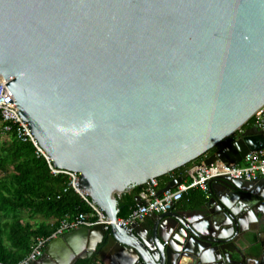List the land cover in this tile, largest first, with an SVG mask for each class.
Wrapping results in <instances>:
<instances>
[{
	"label": "water",
	"instance_id": "95a60500",
	"mask_svg": "<svg viewBox=\"0 0 264 264\" xmlns=\"http://www.w3.org/2000/svg\"><path fill=\"white\" fill-rule=\"evenodd\" d=\"M0 80L54 166L80 174L79 191L116 221L123 195L151 179L220 146L206 165L264 149V132L237 135L264 107V0H0ZM262 190L222 179L204 223L172 212L151 236L80 228L35 264H237L238 212L264 215ZM248 247L264 260L262 242Z\"/></svg>",
	"mask_w": 264,
	"mask_h": 264
},
{
	"label": "trees",
	"instance_id": "16d2710c",
	"mask_svg": "<svg viewBox=\"0 0 264 264\" xmlns=\"http://www.w3.org/2000/svg\"><path fill=\"white\" fill-rule=\"evenodd\" d=\"M251 128L252 119L243 130L247 132ZM228 142L230 139L224 144ZM206 155L194 162H201ZM70 184L65 175L54 176L48 163L35 155L32 145L20 142L15 131L6 133L0 117V222L4 216L11 220L4 226L6 237L0 233V263H20L29 255L37 238H48L67 218L91 212L87 202ZM143 188L135 187L123 195L119 219L129 217ZM196 193L192 192L193 196ZM198 193L195 196L197 205L206 200L204 194ZM35 215H41L43 222H33ZM49 221H53L52 224ZM77 264L100 263L90 258Z\"/></svg>",
	"mask_w": 264,
	"mask_h": 264
},
{
	"label": "built area",
	"instance_id": "2783aa9c",
	"mask_svg": "<svg viewBox=\"0 0 264 264\" xmlns=\"http://www.w3.org/2000/svg\"><path fill=\"white\" fill-rule=\"evenodd\" d=\"M11 101H15L11 91L6 86L4 80H0V117L4 125V131L6 133L15 131L20 142L32 145L35 155L38 158H43L48 163L52 174L54 176H67L71 181L70 186L91 208L89 214H80L72 219L67 218L64 220L57 231L48 238H37L31 247L29 255L18 264H35L44 257L46 249L52 241L77 229L93 228L104 224L107 231L111 225H117L129 232H133L150 217L174 212L177 204L192 190H201L209 199L212 183L219 182L222 179L229 178L230 180L246 183H255L264 179V149L249 153L243 163L239 165L221 162L211 165H206L205 163L198 164L193 168V179L191 182L182 183L176 189L160 194L159 179H151L143 186L144 188L139 196V199L143 203H138L128 218L116 221L106 220L103 211L77 188V179H81V175L72 171L60 170L54 166L50 156L41 147L29 128V123L23 121L19 110L10 103ZM252 124L254 129L264 132V107L252 117ZM244 133L246 131L242 128L237 134L242 135Z\"/></svg>",
	"mask_w": 264,
	"mask_h": 264
},
{
	"label": "crops",
	"instance_id": "0c3cea01",
	"mask_svg": "<svg viewBox=\"0 0 264 264\" xmlns=\"http://www.w3.org/2000/svg\"><path fill=\"white\" fill-rule=\"evenodd\" d=\"M251 130L254 131L255 129L251 128ZM251 130H249V131H251ZM211 155L212 154L206 155L203 158V160L199 163H195L196 161L190 163L189 165L183 167L182 168L183 170L181 169L182 171L177 170L170 175L159 178L160 179L159 180L160 191L162 189L166 188L172 180L180 178V177H183L182 183L191 182L193 179V174H192L193 168L198 164L205 163V161ZM262 181H264V179H262ZM215 183H218V182H215ZM174 189H176V188H174ZM198 191L201 192L202 194H204V192H202L201 190H198V189L192 190L193 193H195V192H197V193L194 196H193L192 192H190L191 194H187L184 197V199L180 203L177 204V206L174 210V213L182 214L183 216H187V217H193L192 219H197L196 221H199V222L208 221L207 218L210 216V214H209L210 210L207 208L208 202L210 201V199L213 198V196L214 197L216 196V200L218 202L217 204H219L220 201H219V198L217 197V195H220L221 197H223L226 193L223 192V190L220 188V186L218 184L213 185L211 191H213L214 195L213 196L210 195V198L208 199L207 196L204 194V196L206 197V200L201 202L199 205H197V200L195 199V196L199 194ZM262 191H264V190H262ZM137 204H138V201H137ZM219 205H221V204H219ZM242 205H243V207H240V210L238 213L240 215L239 216L240 219L243 220L246 225L242 229L241 233L246 236L245 238L248 239V241H245V243H243V242L240 243V246H239L240 249H235V251L233 252V258L235 261L238 262L237 264H264V260H261L262 253H258L256 251H254L255 249L252 250V249H250V247H248V244L250 246L251 243H256V242L257 243L262 242L264 244V215L261 214V211H259L256 208L255 209L251 208V206H249L247 208L246 204H242ZM212 209L217 212V215H219V212L217 211L218 205H212ZM252 210L254 212H252ZM219 218L222 219L220 216H219ZM224 219L225 218H223V220ZM155 220H156V218H154V217L148 218L143 224H141L139 226V229H140L139 232L143 236H146L147 232H150L149 236L153 235V232L155 231L156 227H158L157 224L155 223ZM208 224H209L208 222H205V226L208 227ZM218 227H219V220L218 221L216 219L212 220L211 228L214 229L215 232H217ZM167 230L170 231L171 229H170V227L167 228V226H165V228L163 229V232H167ZM97 255L94 254V256L92 258H94L98 263H100V264H111L110 260L107 257L104 258L105 259L104 261H101L98 259ZM242 257H245V258L243 259Z\"/></svg>",
	"mask_w": 264,
	"mask_h": 264
},
{
	"label": "rangeland",
	"instance_id": "374dc122",
	"mask_svg": "<svg viewBox=\"0 0 264 264\" xmlns=\"http://www.w3.org/2000/svg\"><path fill=\"white\" fill-rule=\"evenodd\" d=\"M36 216V215H35ZM42 216L41 215H37L36 216V218L35 219H33V222H39V223H41V222H43L42 221ZM9 221H11L7 216H4L3 217V219L1 220V222H0V233L2 234V236L3 237H6V231H5V229H4V226L9 222ZM41 221V222H40ZM31 222H32V220H31ZM50 222H53V221H49V223ZM50 224H52V223H50ZM7 245V244H6ZM11 245V244H10ZM9 245V246H10ZM8 246V245H7Z\"/></svg>",
	"mask_w": 264,
	"mask_h": 264
},
{
	"label": "bare ground",
	"instance_id": "6f19581e",
	"mask_svg": "<svg viewBox=\"0 0 264 264\" xmlns=\"http://www.w3.org/2000/svg\"><path fill=\"white\" fill-rule=\"evenodd\" d=\"M111 221H114V220H111ZM112 224H114V222H112Z\"/></svg>",
	"mask_w": 264,
	"mask_h": 264
},
{
	"label": "clouds",
	"instance_id": "9594fccd",
	"mask_svg": "<svg viewBox=\"0 0 264 264\" xmlns=\"http://www.w3.org/2000/svg\"><path fill=\"white\" fill-rule=\"evenodd\" d=\"M238 135V134H237ZM238 136H240V135H238Z\"/></svg>",
	"mask_w": 264,
	"mask_h": 264
}]
</instances>
